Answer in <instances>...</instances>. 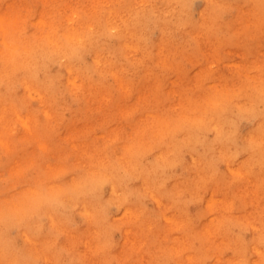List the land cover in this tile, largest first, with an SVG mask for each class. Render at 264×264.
I'll use <instances>...</instances> for the list:
<instances>
[{
  "label": "bare ground",
  "instance_id": "obj_1",
  "mask_svg": "<svg viewBox=\"0 0 264 264\" xmlns=\"http://www.w3.org/2000/svg\"><path fill=\"white\" fill-rule=\"evenodd\" d=\"M202 1L196 20L188 12L192 0H121L99 8L75 26L65 23L67 14L61 18L48 15L49 5L31 16L33 29L19 41L25 45L24 53L0 54V145L7 147L10 156L6 167L19 170L25 166L19 162L23 153L35 156L29 165L47 168L55 164L52 157L68 149L65 135L85 139L68 159V165L77 168L74 175L64 178L76 183H70L65 193L52 194L62 188L60 182H51L49 189L40 191L35 181L27 180L25 193L35 198L19 215L0 219V257L5 248L17 254L14 240L9 239L10 228L17 226L28 243L22 250L25 256L31 247H39L38 240L30 237L38 230L45 232L49 243L55 241L67 251L81 254L85 264H98L93 253L105 237L98 233L91 242L87 233L101 223H115L104 214L107 204H129L126 213L131 214L121 223L129 246L119 255L125 257L126 264H159L157 253L156 260L150 253L158 249L166 254L168 250L174 264H196L200 247L192 246V232L202 234L205 244L208 236L214 246L227 234L224 245L229 240L231 248L233 242L234 255L241 251L245 263L264 264V193L260 186L264 185V72L259 75L262 69L254 62L235 64L229 81L220 78L223 70L208 67L216 57H224L222 48L228 55L242 51L247 59L264 53V0H250L247 6L236 4L237 16L229 25H221L215 17L217 8L227 0ZM9 5L0 3V7ZM43 21L50 25L40 32ZM155 30L160 38L147 47ZM225 30L230 36L218 37ZM6 32L0 26V40L9 46L18 37ZM177 34L190 40L176 46L182 59L191 56L186 50L191 48H185L188 42L197 44L195 54H203L205 65L199 73L187 74L182 64L178 68L171 62L167 52L175 45ZM251 38L254 44L249 43ZM87 56L90 62L85 61ZM54 59L62 74L52 71ZM168 64L174 74L170 80L162 68ZM111 77L122 87L116 94L119 99L107 94ZM215 77L225 93L210 99L204 82ZM253 85L256 88L245 91ZM73 102L80 110L64 120L63 112L70 110ZM248 119L251 126L240 131V123ZM82 121H92V128L101 121L100 137L107 141L101 148L91 130L80 129ZM15 126L19 129L13 131V139L3 141L12 136L8 129ZM57 130L61 132L58 136ZM19 137L27 141L19 147L9 145ZM229 193L237 196L236 201L229 199ZM134 194L139 198L135 203L130 202ZM148 200L154 202L156 214L138 215L141 204ZM65 202L84 213L86 229L68 231L70 216L62 205ZM197 204L203 215L216 205L239 223L228 228L231 234L213 230L206 222L193 230L192 224L180 220L183 212ZM168 213H173L174 219ZM39 214L48 216L47 229L40 228ZM140 224L147 231L145 236L137 230ZM165 224L172 227L170 235L164 233ZM246 228L252 235L240 240L237 248L235 241ZM215 249L220 259L221 247ZM117 250L113 255L118 258ZM45 261L55 264L49 254ZM0 264H4L2 258Z\"/></svg>",
  "mask_w": 264,
  "mask_h": 264
},
{
  "label": "rangeland",
  "instance_id": "obj_2",
  "mask_svg": "<svg viewBox=\"0 0 264 264\" xmlns=\"http://www.w3.org/2000/svg\"><path fill=\"white\" fill-rule=\"evenodd\" d=\"M1 4H6V2H9L8 7H0V16L4 19L0 20V26L7 29L6 34H11L14 37H18L17 41L13 42L9 46L3 45V40H0V54H3V52L8 51V55L11 56L12 54H16L17 56L24 53V46L22 44H19V41L21 39L26 38V34L30 32L33 29V25L31 23L33 14L36 11H39L43 8H47L49 5H51V8L48 10V15L50 14L52 17H58L61 18L67 14L65 23L69 21V23L73 26L82 24L83 22L87 21L86 16L94 14L96 11H98L99 8L103 6H107V4H113V3H120L121 0H86L83 3H79L77 0H49L50 2H47L46 0H0ZM46 1V2H45ZM109 2V3H108ZM238 3H243L242 6H247L250 4V0H227L226 3L218 7L217 10L219 11V14L215 17L219 19V22L221 25H229L233 19L237 16V5ZM203 8V1L202 0H192V2L188 6V12L189 16H191L194 20L197 19L198 13ZM32 16V17H31ZM30 18V19H29ZM57 18V19H58ZM64 19V18H63ZM41 28L40 32L44 31L45 29L49 28V23L43 21L40 23ZM80 25L79 27H81ZM78 27V28H79ZM218 37H224V36H230V33L225 30L220 31ZM160 38V33L158 30H155L153 32V38L152 41L149 40L147 42V47L152 46L153 40L155 41ZM187 41H190L189 39H186L183 37V35L177 34V39L175 40V45L171 47V49L167 52L170 60L174 65L178 67V65L182 64L183 68L186 69L187 74L195 75L200 72L201 68L204 67L205 61L204 56L202 53L195 54L194 51L197 50L198 46L197 44L191 45L190 42L185 44V48L189 46L191 49H186L191 52V56L186 57L182 59V53L177 49V45L180 43H185ZM250 44H254V39H250ZM252 48V46H250ZM222 50L225 51V55L223 58L216 57V59H213L211 63L208 65V67L211 70L214 71H220L224 75L220 77L223 80H231V73L235 72V68H233V65L239 64V63H247V62H254L256 65H259L261 67V71H259V75H262L264 72V66L262 63H264V53H257L256 55H249V59H247L245 54H243L242 51H232L230 55L227 54V51L222 48ZM215 51L218 52V49H215ZM185 52V51H184ZM198 52V51H197ZM2 56V55H0ZM218 59V60H217ZM206 60V59H205ZM227 62L225 64L224 61ZM85 61L90 62L91 58L90 56H87ZM171 63V64H172ZM168 65H163V69L166 72V75L168 79L170 80L172 78L173 71L172 69H168ZM52 71L56 72L58 74H62L63 70L60 68V63L57 59H54L52 62ZM179 68V67H178ZM257 68L253 70L256 71ZM114 79L110 78V90L107 94H113L111 95V99L117 98L119 99L117 92L121 93L122 87H120L118 84L114 83ZM79 84V83H77ZM206 90L208 89L211 92V95L209 96L211 99V96L219 93V96H223L225 93L224 88H222L220 81L217 77L213 79H208L204 82ZM253 84V83H249ZM257 86V85H256ZM255 85L253 87L245 89V91H248L250 89L256 88ZM255 90V89H254ZM253 90V91H254ZM241 91V90H240ZM242 92V91H241ZM115 95V96H114ZM79 105L78 103L73 102L71 109L66 110L63 112V118L64 120H67L71 118V113H77L79 111ZM62 115V114H61ZM89 115V114H88ZM87 115V116H88ZM64 120H60V122H63ZM92 121H82L81 128L85 130H91L90 133L95 138H98L97 140V147H102L107 141H104L101 136V131L98 129V124L101 121H96L95 126L92 128ZM250 119L243 120L240 123V131L245 132L250 126H251ZM108 125V124H107ZM121 125V124H120ZM119 126L116 124L115 127ZM125 128V125H121ZM14 127V126H13ZM13 127H10L8 129V132H10V135H7V138H5L3 141H11L13 139V134L15 132H18V127L15 126V129ZM87 127V128H86ZM60 130H57V135H60ZM67 137L70 144L74 145V148L70 149L67 142L64 140L65 146L68 147V149L62 153L61 155L57 157H52L51 159H55V164H50L47 166V168H40V167H34L32 165H29L30 161L35 157L32 156H24L23 153L19 154L20 160L19 162L21 164H25V166H22L19 170L15 169V167H6L5 165L10 156L7 151V147L4 148V146L0 145V219L3 217H15L16 215L20 214V211L25 208V205L27 202H30L32 198H35L34 196H30L27 193H25V187H27V180L35 181L34 185L38 187L40 191H44L49 189L48 185L51 182H60L62 188L60 190H56L52 194H58V191H61L65 193L70 188V183L75 184V182L66 181L64 177H71L74 175L76 168L74 165L69 166L68 165V159L71 157V151L76 149L82 141L85 139H80L79 136L74 134H68L65 135ZM15 139V138H14ZM21 139V140H20ZM27 141L26 139L19 137L18 139H15V142L9 143L10 146L16 147L20 146L22 142ZM75 143H77L75 145ZM31 145V143L29 144ZM18 146V147H19ZM103 149V148H102ZM101 151V150H100ZM39 158V157H38ZM61 160V161H60ZM60 161V162H57ZM261 189L264 193V185L260 184ZM109 186L106 184L105 186V193L108 194ZM37 195V194H36ZM67 196V195H66ZM135 194L131 197L130 202H137L138 196L135 198ZM237 196L234 193H229V199L233 202L236 201ZM141 199L144 200V197L141 196ZM147 200V199H146ZM203 201V198L200 200ZM28 205V203H27ZM26 205V206H27ZM62 205H64V209L66 210V216H70L67 220V229L68 231H77L79 228L85 227L87 228V224L85 223V216L84 213L73 210L72 206L65 202ZM107 204L104 210V214L108 218H112L115 223L107 226V222L104 224H100L97 226V229L93 232L87 233V235H91L90 240L91 242L96 241L98 237V233L100 235H103L105 237L104 242H99L100 246L99 249L96 250L93 253V257L96 259L98 264H126V262L123 260L125 257L119 256L124 254L123 251L126 249V247L129 246L127 237H125L126 230L124 228V222L123 219H128L131 213H126V207L129 204ZM204 205L208 206V201H204ZM121 206V207H120ZM198 204L195 206L190 207L189 212H183V219L180 220L181 223L184 224H192L194 226L193 230L199 228L203 223L206 222L210 225V227L213 230H218L220 233H223L226 231L228 234H231L230 230L235 226V223H239V221H231L232 219L226 217V213L223 210V214L217 209V206H213V210L207 209V214L203 215V211H201L198 208ZM147 213H153L156 214V207L154 205V202L152 200H148L147 202H144V205L141 204L140 211L138 212V215L147 217ZM259 214V213H256ZM40 215V214H39ZM169 218H173V213H168ZM221 215H224L223 217ZM38 216V215H37ZM159 218V217H158ZM239 218V217H237ZM121 221V222H120ZM38 223L40 225L41 229H47L49 226V219L46 214H41L38 219ZM123 223V224H121ZM230 230H229V229ZM137 230L141 232L140 234H145V227L143 224L138 225ZM163 230L165 235H170L172 233V227H170V224L163 226ZM246 228L242 231V237L241 239L235 241L236 247L238 246L240 248V240H247L251 237L252 232L251 230ZM19 229L17 226H12L9 230V239L14 240L15 243V250L18 251L17 254H14L11 251V248H5V252L1 254L0 259L2 258L4 264H45V256L49 254L51 256V260L54 259L55 264H85L84 258L81 254L77 253L72 250L67 251L63 246L58 245L55 241H52L49 243L46 241L48 238L44 235L45 232L38 230L35 231V235H30L31 238H35L39 242V247L36 248H30L27 252L28 255L25 256L22 253V250L28 245V243L25 242L24 238L19 234ZM213 232L212 230H210ZM225 232V233H226ZM193 234L190 236L189 240L191 241L193 247H200V255L198 257V260L196 261V264H249V262L245 263L244 259L245 256L240 251V254L234 255V244L232 242V247L230 248L231 241L228 240L229 244H225V239H227V234L223 236L221 239L220 244L217 246H214L212 242H208V236H207V244H205L203 241V236L199 232H192ZM190 235V233L188 234ZM187 235V236H188ZM143 236V237H144ZM229 238V237H228ZM40 239H43L41 241ZM230 239V238H229ZM224 241V242H223ZM45 242V243H44ZM211 245V246H210ZM48 246V247H47ZM221 247V252L219 254L220 259L217 256V249ZM237 247V248H238ZM118 248V250H117ZM207 249V252L205 250ZM117 250L118 252V258L113 255V251ZM190 251V250H189ZM44 253V254H43ZM152 253V258L156 260V254L157 253V262L159 264H174L172 260V256L170 255L169 251L167 250V254L163 252V249L153 250L150 251ZM60 258V260H59Z\"/></svg>",
  "mask_w": 264,
  "mask_h": 264
}]
</instances>
